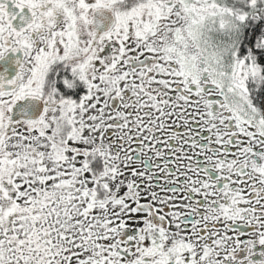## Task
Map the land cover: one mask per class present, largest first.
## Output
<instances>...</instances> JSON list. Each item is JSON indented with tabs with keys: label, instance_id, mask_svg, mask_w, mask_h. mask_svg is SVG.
<instances>
[{
	"label": "snow or ice",
	"instance_id": "1",
	"mask_svg": "<svg viewBox=\"0 0 264 264\" xmlns=\"http://www.w3.org/2000/svg\"><path fill=\"white\" fill-rule=\"evenodd\" d=\"M0 264H264V0H0Z\"/></svg>",
	"mask_w": 264,
	"mask_h": 264
}]
</instances>
